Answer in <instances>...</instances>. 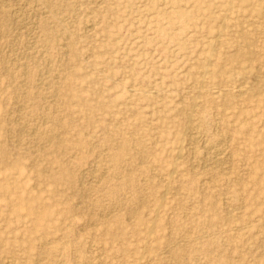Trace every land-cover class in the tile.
Instances as JSON below:
<instances>
[{"label":"rangeland","instance_id":"1","mask_svg":"<svg viewBox=\"0 0 264 264\" xmlns=\"http://www.w3.org/2000/svg\"><path fill=\"white\" fill-rule=\"evenodd\" d=\"M11 262L264 264V0H0Z\"/></svg>","mask_w":264,"mask_h":264},{"label":"bare ground","instance_id":"2","mask_svg":"<svg viewBox=\"0 0 264 264\" xmlns=\"http://www.w3.org/2000/svg\"><path fill=\"white\" fill-rule=\"evenodd\" d=\"M3 2V1H2ZM8 4V3H7ZM5 5V4H4ZM19 15V14H18ZM21 16V15H20ZM16 19V18H15ZM16 21V20H15ZM22 22V21H21ZM2 29V28H1ZM91 31V30H90ZM48 74V73H47ZM56 77V76H55ZM40 87V86H39ZM241 88V87H240ZM57 93V92H56ZM57 95V94H56ZM55 95V96H56ZM198 103V102H197ZM21 109H22V107H21ZM19 112V111H18ZM24 131V130H23ZM32 132H34V131H32ZM35 133V132H34ZM22 136V135H21ZM192 137V136H191ZM196 137V136H195ZM19 141V140H18ZM17 141V142H18ZM18 144V143H17ZM45 144V143H44ZM191 144V143H190ZM191 147V146H190ZM213 148V147H212ZM194 150V149H193ZM211 151V150H210ZM221 152V151H220ZM219 154V153H218ZM222 154V153H221ZM217 155V154H216ZM211 160V159H210ZM227 161V160H226ZM206 162V161H205ZM208 163V162H207ZM224 163V162H223ZM206 164V163H205ZM224 166V165H223ZM218 168V167H217ZM231 168V167H230ZM106 169V168H105ZM195 169H196V167H195ZM85 172V171H84ZM87 172H88V170H87ZM95 172V171H94ZM223 172V171H222ZM86 198V197H85ZM11 264H12V262H11Z\"/></svg>","mask_w":264,"mask_h":264}]
</instances>
